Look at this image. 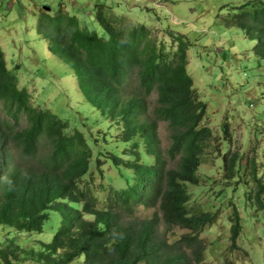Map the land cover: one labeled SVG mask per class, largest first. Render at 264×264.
<instances>
[{"label": "trees", "instance_id": "trees-1", "mask_svg": "<svg viewBox=\"0 0 264 264\" xmlns=\"http://www.w3.org/2000/svg\"><path fill=\"white\" fill-rule=\"evenodd\" d=\"M224 8L232 13L221 23L239 30L264 61V0ZM93 12L102 35L82 17L67 13L58 18L44 13L36 26L55 56L81 71L79 91L68 93L69 101L56 94L61 98L57 105L64 114L71 107L81 116L85 102L106 123L102 138L112 148L100 151L96 162L88 134L71 118L36 107V95L18 85L20 64L10 68L0 47V226L34 235L58 222L50 243L35 240L21 246L16 238L5 237L0 264H73L80 259L83 264H205L202 234L218 214L193 212L186 182L200 183L204 155L221 154L223 144L204 123L207 104L188 71L191 43L183 35L171 40L168 33L155 36L153 29L118 16L111 6L96 5ZM37 79L43 81L40 75ZM161 121L168 124L167 149L160 138ZM243 158L239 150L224 155L225 179L236 178ZM102 160L119 172L111 180L129 183L121 189L101 184L107 190L105 209L99 207L98 186L85 179L103 166ZM248 161L254 186L247 198L264 211V176L255 172L254 156ZM141 206L157 213L141 219ZM230 221L231 251L236 252L243 232L236 208ZM176 228L188 232L170 242L169 232Z\"/></svg>", "mask_w": 264, "mask_h": 264}, {"label": "rangeland", "instance_id": "rangeland-1", "mask_svg": "<svg viewBox=\"0 0 264 264\" xmlns=\"http://www.w3.org/2000/svg\"><path fill=\"white\" fill-rule=\"evenodd\" d=\"M248 1L0 0V47L6 53L10 68L20 64L19 69H14L18 85L29 90L35 88L32 92L38 96L35 105L45 106L61 119L71 118L73 125L88 134L94 150V162L100 151L110 152L112 148L102 138L107 133L106 123L85 102L81 104V116L71 107L64 114L65 108L57 105L61 98L56 94L64 95L69 101L68 93L79 91L82 75L79 69L72 68L49 49V41L46 40L48 44L44 42L45 37L37 32L39 19L44 13L55 18L62 13L79 16L90 30L102 35L103 30L95 20L93 8L107 5L113 7L118 16H127L137 24L150 27L155 36L164 37L168 33L171 40L174 36L183 35L191 43L188 71L195 90L207 104L204 123L223 144L221 154L207 152L204 155L207 157L198 170L200 183L186 182L191 194L189 207L194 206L193 212L218 214L216 222L202 234L206 244L205 264H226L230 260L241 264L264 262V211L252 206L247 198L248 190L254 186V172L250 173L248 166L249 156H254L259 165L255 172L260 177L264 176V61L255 56L252 52L254 44L243 38L239 30L226 28L221 23V18H227L232 13V9L223 7L242 5ZM167 44L171 46L168 40ZM37 75L43 78L42 82L38 81ZM34 82H37L36 85ZM156 98L157 95H154V101ZM160 124V138L163 148L167 149L171 145L168 126L163 121ZM213 147L216 145L213 144ZM117 150L122 152V146ZM230 150H239L244 156L242 169L238 166L237 176L232 181L224 178V155ZM103 163L101 168L94 167L85 178L88 183L98 186L100 209L106 206L107 194L101 184L108 189L111 184L118 189L129 185L127 180L122 185L120 180H111L110 177L118 179L119 172L108 161ZM235 208L242 218L243 232L238 241L239 250L232 252L233 224L230 217ZM156 213V209L142 206L137 212L141 219H151ZM57 230V221L55 225H47L42 234L34 235L18 234L13 228L2 225L0 242L11 236L21 246H32L35 240L50 243ZM187 232L176 228L169 232L168 239L173 242ZM73 264H83V260Z\"/></svg>", "mask_w": 264, "mask_h": 264}, {"label": "clouds", "instance_id": "clouds-1", "mask_svg": "<svg viewBox=\"0 0 264 264\" xmlns=\"http://www.w3.org/2000/svg\"><path fill=\"white\" fill-rule=\"evenodd\" d=\"M2 49H3V48H2ZM4 52H5V51H4ZM5 54H6V53H5ZM7 61H8V60H7ZM34 86H35V85H34ZM23 87H25V86H23ZM26 88H27V87H26ZM27 89H28V88H27ZM33 89H35V88H33ZM33 89H32V90H29V89H28V90H29V92H34ZM35 95H36V97L38 98L37 94H35ZM35 102H36V101H34V103H35ZM34 105H35V104H34ZM35 106H36V107H39L40 104H37V105H35ZM47 110H50V109L47 108ZM50 111H51V110H50ZM52 113H53V112H52ZM55 115H56V114H55ZM165 123H166V122H165ZM167 125H168V124H167ZM160 127H161V124H160ZM89 144L91 145L92 143L89 142ZM99 201H100V200H99ZM100 204H101V203H100ZM99 207H100V205H99ZM105 208H106V207H105ZM105 208H104V209H105Z\"/></svg>", "mask_w": 264, "mask_h": 264}, {"label": "water", "instance_id": "water-1", "mask_svg": "<svg viewBox=\"0 0 264 264\" xmlns=\"http://www.w3.org/2000/svg\"><path fill=\"white\" fill-rule=\"evenodd\" d=\"M52 11V9H50Z\"/></svg>", "mask_w": 264, "mask_h": 264}]
</instances>
